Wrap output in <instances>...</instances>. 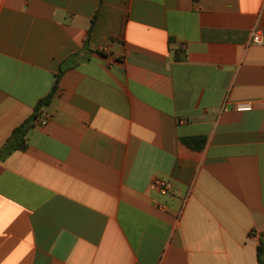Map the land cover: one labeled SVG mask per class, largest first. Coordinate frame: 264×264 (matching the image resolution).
Returning <instances> with one entry per match:
<instances>
[{"label": "crops", "instance_id": "1", "mask_svg": "<svg viewBox=\"0 0 264 264\" xmlns=\"http://www.w3.org/2000/svg\"><path fill=\"white\" fill-rule=\"evenodd\" d=\"M256 31L264 0H0V148L61 74L0 161V264H260Z\"/></svg>", "mask_w": 264, "mask_h": 264}, {"label": "trees", "instance_id": "2", "mask_svg": "<svg viewBox=\"0 0 264 264\" xmlns=\"http://www.w3.org/2000/svg\"><path fill=\"white\" fill-rule=\"evenodd\" d=\"M182 52L177 53L176 59L181 60L184 56L181 55ZM60 73L57 74L54 84L52 86L49 94L42 98L35 107L33 115L21 126L17 127L8 138V140L0 148V161L9 155L12 151L23 149L25 147V139L28 131L32 128L35 121L41 116V112L44 107H46L57 90L58 80L60 78ZM189 146L200 149L204 144L203 138H194L186 141ZM257 258L260 264H264V238H260L257 246Z\"/></svg>", "mask_w": 264, "mask_h": 264}, {"label": "built area", "instance_id": "3", "mask_svg": "<svg viewBox=\"0 0 264 264\" xmlns=\"http://www.w3.org/2000/svg\"><path fill=\"white\" fill-rule=\"evenodd\" d=\"M252 43L253 44H263L264 43V32L256 31L253 35ZM226 101L227 99H225V102L222 106V110L226 109ZM261 105L264 106V101L261 102ZM254 107H255V104L251 101L237 102L234 104V109L239 112L251 111L254 109ZM155 186L162 194H167L172 188L170 182L164 181V180H156Z\"/></svg>", "mask_w": 264, "mask_h": 264}]
</instances>
